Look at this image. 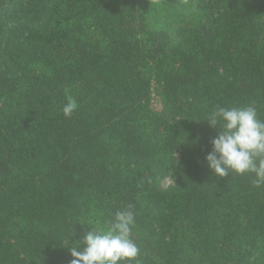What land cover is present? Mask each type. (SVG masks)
<instances>
[{"label": "trees", "instance_id": "1", "mask_svg": "<svg viewBox=\"0 0 264 264\" xmlns=\"http://www.w3.org/2000/svg\"><path fill=\"white\" fill-rule=\"evenodd\" d=\"M250 104L264 0H0V264H70L117 210L140 264H264V186L203 162Z\"/></svg>", "mask_w": 264, "mask_h": 264}, {"label": "clouds", "instance_id": "2", "mask_svg": "<svg viewBox=\"0 0 264 264\" xmlns=\"http://www.w3.org/2000/svg\"><path fill=\"white\" fill-rule=\"evenodd\" d=\"M77 107V102L69 99L62 108L63 115L70 118ZM207 120L217 129L210 141L211 151L203 161L209 170L216 177L253 174V186H264V120L259 118L257 108L251 104L217 105ZM79 223L90 226V230L69 249L73 257L70 264H140L141 250L132 238L136 224L133 211L117 210L103 223L93 217ZM81 245L82 250H77Z\"/></svg>", "mask_w": 264, "mask_h": 264}, {"label": "rangeland", "instance_id": "3", "mask_svg": "<svg viewBox=\"0 0 264 264\" xmlns=\"http://www.w3.org/2000/svg\"><path fill=\"white\" fill-rule=\"evenodd\" d=\"M171 182V178L167 177L166 180L164 181V184H169Z\"/></svg>", "mask_w": 264, "mask_h": 264}]
</instances>
